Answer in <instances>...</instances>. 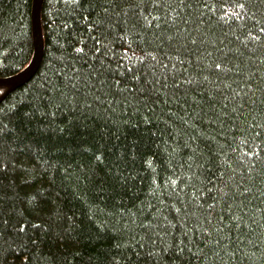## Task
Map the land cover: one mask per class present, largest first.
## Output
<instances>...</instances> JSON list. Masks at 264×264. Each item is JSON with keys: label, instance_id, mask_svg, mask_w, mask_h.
I'll use <instances>...</instances> for the list:
<instances>
[{"label": "trees", "instance_id": "trees-1", "mask_svg": "<svg viewBox=\"0 0 264 264\" xmlns=\"http://www.w3.org/2000/svg\"><path fill=\"white\" fill-rule=\"evenodd\" d=\"M0 0V77L34 55ZM0 86V264H264V0H44Z\"/></svg>", "mask_w": 264, "mask_h": 264}, {"label": "water", "instance_id": "water-1", "mask_svg": "<svg viewBox=\"0 0 264 264\" xmlns=\"http://www.w3.org/2000/svg\"><path fill=\"white\" fill-rule=\"evenodd\" d=\"M44 0H33L32 28L34 41V55L30 63L18 73L9 77H0V86H10L12 90L29 81L38 71L44 55V35L41 24V10Z\"/></svg>", "mask_w": 264, "mask_h": 264}]
</instances>
